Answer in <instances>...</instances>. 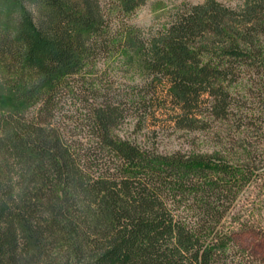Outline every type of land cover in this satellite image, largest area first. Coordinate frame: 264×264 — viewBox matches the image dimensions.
Here are the masks:
<instances>
[{
    "label": "trees",
    "instance_id": "obj_1",
    "mask_svg": "<svg viewBox=\"0 0 264 264\" xmlns=\"http://www.w3.org/2000/svg\"><path fill=\"white\" fill-rule=\"evenodd\" d=\"M30 1L0 11V264H264L235 238L264 201V0L149 30L148 0Z\"/></svg>",
    "mask_w": 264,
    "mask_h": 264
},
{
    "label": "rangeland",
    "instance_id": "obj_2",
    "mask_svg": "<svg viewBox=\"0 0 264 264\" xmlns=\"http://www.w3.org/2000/svg\"><path fill=\"white\" fill-rule=\"evenodd\" d=\"M13 0H0V11H5ZM33 9L30 0H22ZM205 0H148L133 12L128 13L125 17L130 23L149 30L158 28L163 23L168 22L172 14L178 9L191 4L202 3ZM221 2L237 6L243 0H220ZM119 134L129 136L141 141L142 143H152L159 147L160 150L172 151L175 149H206L204 144V134L198 131L186 129H157L150 132L147 128L135 129L134 121L129 120L120 126L117 130ZM264 139V135L262 136ZM247 204L245 205L244 218L250 221L254 226L235 227V238L239 244L246 247L250 253L257 258L264 259V201L258 191L251 188V191L245 192Z\"/></svg>",
    "mask_w": 264,
    "mask_h": 264
}]
</instances>
